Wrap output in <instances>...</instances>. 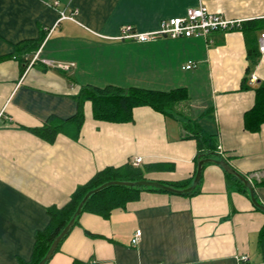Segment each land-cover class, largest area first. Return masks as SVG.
<instances>
[{
  "label": "crops",
  "instance_id": "obj_1",
  "mask_svg": "<svg viewBox=\"0 0 264 264\" xmlns=\"http://www.w3.org/2000/svg\"><path fill=\"white\" fill-rule=\"evenodd\" d=\"M201 2L228 18L264 19V0H0V264L31 259L36 234L50 222L48 208L66 205L107 166L142 157L147 179L192 177L198 149L188 135L196 126L218 135L219 151L264 204V122L245 127L264 84V54L252 64L246 38L259 42L264 27L215 31L209 42L118 38L125 25L153 31ZM62 11H76L74 19H61ZM38 38L22 72L15 46ZM189 61L196 67L184 68ZM110 84L184 87L187 96L167 112L135 106L127 121L96 119L85 100L77 138L61 132L48 140L37 131L50 117L75 115L83 86ZM227 173L209 162L192 194L144 190L108 217L82 212L46 264H264V211Z\"/></svg>",
  "mask_w": 264,
  "mask_h": 264
},
{
  "label": "trees",
  "instance_id": "obj_2",
  "mask_svg": "<svg viewBox=\"0 0 264 264\" xmlns=\"http://www.w3.org/2000/svg\"><path fill=\"white\" fill-rule=\"evenodd\" d=\"M262 27H264V19H250L242 23V30H244L246 34L249 30H258ZM42 40V38H38L21 41L16 44L15 47L20 52L19 58L21 61L22 72L29 64V59L25 58L26 53L32 52L39 48ZM246 42L248 47V56L251 60V63L256 64L261 56L259 50V42L256 38L253 40H249V38H246ZM256 93V103L245 116V127L252 131L258 130L264 122L263 83L257 86ZM186 96L187 92L184 87L164 91L137 86L124 88L111 84L103 87L85 85L81 88L79 94L76 97L78 101V110L75 115L67 119H60L54 116L50 117L42 127L38 128L37 131L48 140H52L58 133L61 132L67 133L73 138H77L79 135L81 124L84 120L83 102L85 100L92 101L94 117L96 119L109 121H127L132 119V112L135 106L150 105L158 111L167 112V108L168 106H170V104L177 100L183 99ZM188 136L194 138L197 142L198 155L196 158V165L198 164V161L200 159L206 157L215 159L222 158L226 159L227 161L229 160L228 156L225 157L219 152L217 134L209 133L204 129L196 126L192 128L191 134H189ZM154 167L163 168L165 167V165L156 164L154 165ZM195 174L184 181L164 183L178 188L187 187L192 184ZM227 175L231 178H234L241 189H243V191H248V188L241 180L229 173H227ZM140 179H147L145 177V171L142 169V167L133 165L132 162H128L119 167L107 166L97 171L90 180H88L84 184L79 185L76 188L66 205L62 207L53 206L48 208L50 222L45 229L38 231V233L36 234V241L32 257L31 259L24 261L23 264H38V262L45 256L52 241L72 218L78 204L90 189L95 188L110 180L134 181ZM144 190L168 192L163 189L154 187H129L122 185H113L91 195L85 203L82 212L90 211L103 217H108L112 210L119 207H125L128 202L137 199L140 193ZM195 190H192L189 193L192 194L195 192ZM81 214L77 216L75 224L78 223ZM261 235V239L262 241H264V227L262 228ZM73 264L83 263L76 260L73 262Z\"/></svg>",
  "mask_w": 264,
  "mask_h": 264
},
{
  "label": "built area",
  "instance_id": "obj_3",
  "mask_svg": "<svg viewBox=\"0 0 264 264\" xmlns=\"http://www.w3.org/2000/svg\"><path fill=\"white\" fill-rule=\"evenodd\" d=\"M75 12L76 11H74V13ZM74 13L67 15L64 11H62L61 19H74ZM244 21L245 19L228 18L221 13L211 11L203 2H201L198 6H190L183 15L162 19L159 28L153 31L138 32L134 30L133 25H125L122 28L121 34L118 36V38L149 41L160 37L177 39L200 36L209 42L210 36L213 32H227L231 30L242 29V23ZM259 50L261 54H264V35L259 38ZM37 56L38 55H35V57L31 59L30 63H33L35 59H37ZM44 62L48 65L53 64V62L49 60H45ZM194 67H196V63L194 61H189L184 65V68L186 69H192ZM253 77L255 79V76ZM219 152L224 155L222 149H220ZM142 160V157H136L132 160V164L138 166ZM140 235L141 230H137L132 242L137 243ZM248 259V255L246 254L239 256L240 261L247 262ZM90 264L97 263L96 261H92Z\"/></svg>",
  "mask_w": 264,
  "mask_h": 264
},
{
  "label": "water",
  "instance_id": "obj_4",
  "mask_svg": "<svg viewBox=\"0 0 264 264\" xmlns=\"http://www.w3.org/2000/svg\"><path fill=\"white\" fill-rule=\"evenodd\" d=\"M209 162H214V163L222 166L224 168V170H226L229 174H231V175L235 176L236 178H238L239 180H241L245 184V186L250 190L251 198H252V201L254 202V204L259 209L264 211V204H262L261 202L258 201V199L255 195L254 187H253L250 179L244 173L237 170L226 159H222V158L215 159V158H211V157H206V158H202L198 161L197 170H196V174L194 176L193 182L191 185H189L187 187L178 188V187L166 184V183H164L162 181H158V180L140 179V180H134V181L110 180V181H107V182H105V183H103V184H101L95 188L90 189L84 195V197L82 198V200L78 204L77 209L74 212L72 218L69 220L67 225L61 230V232L52 241L49 249L47 250V252L45 254V256L38 262V264H46L48 262V260L52 257V255L54 254V252L58 248L60 242L63 240V238L69 233V231L74 226L77 216L79 214H81L85 203L87 202V200L90 198L91 195L103 190L104 188H107V187L113 186V185H122V186H129V187L146 186V187H154V188L163 189V190L171 192V193L186 194V193H189L196 188V186L198 185V183L200 181L204 165L206 163H209Z\"/></svg>",
  "mask_w": 264,
  "mask_h": 264
}]
</instances>
